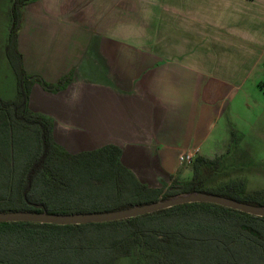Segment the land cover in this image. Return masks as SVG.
I'll list each match as a JSON object with an SVG mask.
<instances>
[{"label": "crops", "instance_id": "0c3cea01", "mask_svg": "<svg viewBox=\"0 0 264 264\" xmlns=\"http://www.w3.org/2000/svg\"><path fill=\"white\" fill-rule=\"evenodd\" d=\"M12 22V0H0L2 99L8 77L17 91ZM18 50L28 75L55 85L35 82L29 106L53 120L59 146L116 145L157 188L194 176L179 155L198 147L204 156L226 111L243 103L264 65V0H33Z\"/></svg>", "mask_w": 264, "mask_h": 264}, {"label": "trees", "instance_id": "16d2710c", "mask_svg": "<svg viewBox=\"0 0 264 264\" xmlns=\"http://www.w3.org/2000/svg\"><path fill=\"white\" fill-rule=\"evenodd\" d=\"M31 1L12 0L7 55L18 93L14 99L0 98V213H103L195 192L264 207V191L246 193L241 182L203 187L200 169L211 161L204 156L194 160L191 180L172 176L154 188L122 162L116 145L63 150L54 138L53 120L29 106L35 82L55 87L28 75L18 50L23 8ZM142 249L152 264H264V216L188 202L107 222H0V264H115Z\"/></svg>", "mask_w": 264, "mask_h": 264}, {"label": "rangeland", "instance_id": "374dc122", "mask_svg": "<svg viewBox=\"0 0 264 264\" xmlns=\"http://www.w3.org/2000/svg\"><path fill=\"white\" fill-rule=\"evenodd\" d=\"M5 83L2 95L8 97L6 99H14L16 84L9 77ZM243 93L246 96L243 103L233 102L234 106L226 111L210 140L201 149V153L211 159L200 169L199 179L205 188L241 182L246 193L264 191V65L250 78ZM193 165L194 161L181 164V169L194 174ZM192 178L194 176L182 179L189 181ZM163 184L157 182L156 186L160 188ZM147 253L142 249L138 255L119 257L115 264H152L146 257Z\"/></svg>", "mask_w": 264, "mask_h": 264}, {"label": "water", "instance_id": "95a60500", "mask_svg": "<svg viewBox=\"0 0 264 264\" xmlns=\"http://www.w3.org/2000/svg\"><path fill=\"white\" fill-rule=\"evenodd\" d=\"M188 202H211L224 205L233 209H238L258 216H264V207L254 206L248 203L237 201L232 198L206 193L195 192L191 194H182L168 200H161L155 203L135 206L118 211L103 213H75V214H52L32 211H16L0 213V222L5 221H33L55 224H82L88 222H107L123 218L135 217L157 210L172 207L177 204Z\"/></svg>", "mask_w": 264, "mask_h": 264}, {"label": "built area", "instance_id": "2783aa9c", "mask_svg": "<svg viewBox=\"0 0 264 264\" xmlns=\"http://www.w3.org/2000/svg\"><path fill=\"white\" fill-rule=\"evenodd\" d=\"M200 149L198 147H192V148H189L188 150L184 151L183 153H181L179 155V161L181 164H190L192 163L198 153H199Z\"/></svg>", "mask_w": 264, "mask_h": 264}]
</instances>
